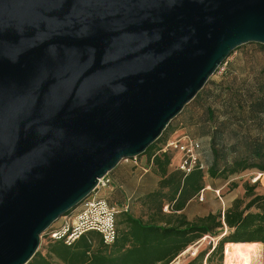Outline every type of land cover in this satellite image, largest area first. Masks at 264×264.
<instances>
[{"label":"water","instance_id":"obj_1","mask_svg":"<svg viewBox=\"0 0 264 264\" xmlns=\"http://www.w3.org/2000/svg\"><path fill=\"white\" fill-rule=\"evenodd\" d=\"M246 42L264 0H0V264H26Z\"/></svg>","mask_w":264,"mask_h":264},{"label":"trees","instance_id":"obj_2","mask_svg":"<svg viewBox=\"0 0 264 264\" xmlns=\"http://www.w3.org/2000/svg\"><path fill=\"white\" fill-rule=\"evenodd\" d=\"M211 84L214 88L203 86L192 98L202 107L203 132L209 135L211 161L206 168L199 161L189 171L169 168L171 155L162 149L169 123L144 151L158 174L156 187L139 198L145 217L121 207L111 243L96 230L82 233L69 244L48 237L44 252L37 250L26 264H179L180 252L205 234L220 236L186 264L210 262L216 253L221 260L223 246L225 257L226 248L234 242H260L264 253V192L255 191L258 179L244 180L243 195L235 196L223 210L194 219L184 212L203 189L205 174L228 178L249 168L264 171V68L239 77L238 83L231 79ZM196 139L200 156L203 144Z\"/></svg>","mask_w":264,"mask_h":264},{"label":"rangeland","instance_id":"obj_3","mask_svg":"<svg viewBox=\"0 0 264 264\" xmlns=\"http://www.w3.org/2000/svg\"><path fill=\"white\" fill-rule=\"evenodd\" d=\"M260 44L262 43L246 42L239 45L225 58V61L222 64V68L211 74L203 88H214L213 84H211L213 80L222 83L229 82L232 79L235 83H238L239 77H250L255 72H258L261 68H264V47H262ZM213 94H215V90H213L209 94L211 98ZM202 122V107L198 104V101L192 99L184 105L183 109L179 112L178 115L171 119L169 127L167 129L168 131L166 133V138H181L186 134L197 137L200 140L201 144H203L198 161L203 164L204 168H206L211 161V153L202 136V133L204 134L203 129L205 128ZM167 150L171 155L169 168L177 167L181 152L173 148H168ZM135 158H137V164L146 169V171L141 169L140 173L138 172L139 169H137V171L129 170V172L126 173L127 177L125 178L124 186L128 189H135L138 180L145 183H150L156 180L157 183L158 174L154 170V165L152 164L151 160H148L146 153L139 154ZM133 159L134 157L129 158L125 162H131L130 160ZM262 172L263 171H259L255 168H249L241 172L232 174L228 178L210 177L208 174H205V185L199 195L195 196L186 206V215L188 216V218L194 219L195 217L203 215L209 211L215 212L219 209L223 210L228 204H230L231 200L235 196L243 195L244 180L253 182L258 179L255 191L264 192V181H262V178H260V174H262ZM256 176L257 178L253 180ZM106 187L108 186H103L97 191L99 195H104L107 198V195L109 194L108 189H106L105 194H102ZM115 194L116 196L122 195L119 191H117ZM142 195L136 194L130 197L129 208L134 214H142L145 217V209L142 207L139 201V198ZM114 205H119V202H114ZM219 236L220 235L211 236L205 234L200 239L196 240L193 244H190L188 246L189 248L187 247V250L180 252L179 264H186L190 259L198 254V252L207 249L210 245H213L219 238ZM47 241L48 236L42 232L37 250H41L44 252L43 245ZM260 252H262V255L259 254V256H257V258L254 259L253 263L251 264H256V261H258L261 256L263 259L264 253L262 243ZM226 254L227 248L224 257L223 246L221 260H219V254L216 253L210 262H204L202 264H225ZM262 264H264V259L262 260Z\"/></svg>","mask_w":264,"mask_h":264},{"label":"built area","instance_id":"obj_4","mask_svg":"<svg viewBox=\"0 0 264 264\" xmlns=\"http://www.w3.org/2000/svg\"><path fill=\"white\" fill-rule=\"evenodd\" d=\"M223 63L219 65L218 69L222 68ZM199 146V141L196 138L186 134L181 138H166L162 144V149L173 148L181 152L178 166L185 171H189L198 161ZM127 159L129 158H125L124 160ZM200 165L203 166L201 163ZM256 178L257 176L253 180ZM109 182L110 177L108 173L99 177L96 188L75 208L66 214L60 215L43 233L49 238L62 239L69 244L82 233L88 230H96L100 232L106 243H111L116 237V213L121 207L127 209V205L119 207L109 203L106 197L99 195L97 190L109 185ZM260 260L262 264V256L259 258V262L256 261V264H260Z\"/></svg>","mask_w":264,"mask_h":264},{"label":"crops","instance_id":"obj_5","mask_svg":"<svg viewBox=\"0 0 264 264\" xmlns=\"http://www.w3.org/2000/svg\"><path fill=\"white\" fill-rule=\"evenodd\" d=\"M190 136H192V135H190ZM192 137H195V136H192ZM203 139H204L205 143L208 145L209 135L207 133H206V135L204 134ZM208 149H209V146H208ZM136 159L137 158L130 160L131 162H125L126 160H121L115 167H113L108 172V175L110 177V182H109V185H107L108 187L105 188V190L102 192V194H105L106 189H108L109 194L107 195V200L109 201V203L114 204V202L118 201L119 205H117V206L121 207V206L127 205V208H129V204H130L129 198L130 197H132L133 195H136V194H138V195L143 194L144 195L145 193L149 192L150 190H152L153 188L156 187V180L152 181L150 183H145V182H141L138 180V182L135 186V189L134 188L128 189L124 186L125 178L127 177L126 173L129 172V170H131V171L136 170L137 171V169H139L138 172H140V170L142 169V170L146 171V169L142 168V166L137 164ZM260 178H262V181H264V171L262 172ZM109 189H111V190H109ZM117 191H119L122 195L116 196L115 193ZM102 196H104V195H102ZM188 203H187V205H188ZM185 208H184V212H185ZM184 250H187V248ZM179 256H180V254L177 257H179ZM170 263H168V264H170Z\"/></svg>","mask_w":264,"mask_h":264},{"label":"bare ground","instance_id":"obj_6","mask_svg":"<svg viewBox=\"0 0 264 264\" xmlns=\"http://www.w3.org/2000/svg\"><path fill=\"white\" fill-rule=\"evenodd\" d=\"M260 250V242L231 243L227 247L225 264H251L261 254Z\"/></svg>","mask_w":264,"mask_h":264}]
</instances>
